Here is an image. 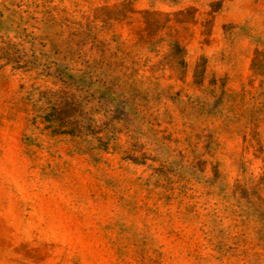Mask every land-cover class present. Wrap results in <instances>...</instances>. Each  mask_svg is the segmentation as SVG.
<instances>
[{
	"label": "rangeland",
	"instance_id": "obj_1",
	"mask_svg": "<svg viewBox=\"0 0 264 264\" xmlns=\"http://www.w3.org/2000/svg\"><path fill=\"white\" fill-rule=\"evenodd\" d=\"M0 264H264V0H0Z\"/></svg>",
	"mask_w": 264,
	"mask_h": 264
}]
</instances>
